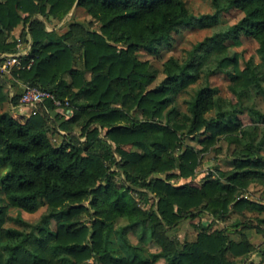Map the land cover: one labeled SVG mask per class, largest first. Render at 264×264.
<instances>
[{"label":"trees","instance_id":"16d2710c","mask_svg":"<svg viewBox=\"0 0 264 264\" xmlns=\"http://www.w3.org/2000/svg\"><path fill=\"white\" fill-rule=\"evenodd\" d=\"M210 2L215 15L197 17L185 0H0V53L17 51L12 31L18 26L21 42H31L13 78L48 90L70 110L53 113L47 100L53 117L43 109L30 116L16 112L21 93L9 98L0 78V109L10 106L0 112L6 202L0 205V264H238L258 249L264 260V244L255 247L245 232L264 237V203L248 195L252 184L264 186V112L250 95L264 96V0ZM74 7L99 28L71 22L62 33L47 30ZM232 9L243 14L237 23L195 44L185 61L170 57L165 78L150 88L155 76L139 49L158 51L181 26L206 25ZM224 35L255 40L261 64L249 60L240 69L238 55H228L225 38L218 39ZM207 46L217 50L214 71L230 79L235 107L222 109L217 89L206 85L188 101L186 121L177 120L173 96L197 81L195 60ZM244 111L248 126L237 118ZM58 130L65 135L56 145L50 135ZM220 139L234 146L233 167L195 180L201 154ZM44 204L47 212L36 224L16 218L29 231L4 227L9 207L34 213ZM234 214L240 218L229 227L195 224L193 240L178 243L168 235L186 219L207 215L225 223ZM120 220L126 224L117 226ZM130 231L138 232V244L129 241ZM149 241L160 250L147 253Z\"/></svg>","mask_w":264,"mask_h":264},{"label":"rangeland","instance_id":"374dc122","mask_svg":"<svg viewBox=\"0 0 264 264\" xmlns=\"http://www.w3.org/2000/svg\"><path fill=\"white\" fill-rule=\"evenodd\" d=\"M187 5L189 6L192 13L197 16H214L215 10L213 9L210 0H185ZM243 16L242 12L237 9H232L229 12L221 13L217 16L215 20L208 19L206 25H200L198 23L194 25H183L181 26L177 32L172 33L171 37L167 42L162 43L158 46V51H151L146 48L139 49L137 55L141 61H148L151 66V70L154 73L155 80L150 85V88H154L159 85L165 75L163 73V63L166 62L170 57H174L178 59L180 62L185 61L189 57V51L193 48V46L205 38L213 36L215 34L224 33V31L237 23L241 17ZM71 22H79L85 24L86 26H90L92 29L99 28V24L94 21V19L86 13L83 8L74 7L72 11L61 21H53L48 24L47 30L51 31L52 27L58 32L62 33L67 29V25ZM21 27L18 26L12 31V37L17 40V50H22L23 56H27L28 49L31 47L30 40L28 42H21L19 39ZM223 41L226 46V51L228 55L237 54L238 55V66L240 69L245 67V63L249 60H252L256 64H261V60L257 55L258 44L255 40L249 37L242 36L238 41L233 42L228 37L219 36L218 39ZM19 48V49H18ZM12 54V53H5ZM217 50L211 47H203L200 51V56L196 58L195 63L199 64V78L197 81L190 85L188 88L180 91L178 94L173 96V100L171 106L176 109V119L177 120H185V115H189L188 110V101L195 95L196 91L201 87L206 85L216 88V99L218 105L222 109H233L235 107V103L237 102L236 96L230 92L228 86L230 84V79L226 75L225 72L214 71L216 62ZM261 74H262V84L264 87V66H260ZM11 73V72H10ZM5 75V74H4ZM16 95V94H15ZM252 96L251 104L261 112H264V96L262 95H254L250 93ZM247 103V101H246ZM249 104V103H247ZM55 110L58 113L64 114L66 107L68 106V102L54 104ZM10 106L6 104L2 110L9 109ZM41 109V107H40ZM31 109L29 107L25 108L24 115L30 116ZM45 111V110H44ZM20 113V111H18ZM56 112V113H57ZM54 115H52L53 117ZM239 121L243 125H250V117L246 111L239 114L237 116ZM186 121V120H185ZM188 122V121H187ZM258 131L262 130V127L259 126ZM76 133H78L75 130ZM52 137V141L54 144H60L62 140V136H60L59 131L50 135ZM185 143L188 145H192L196 148H201V145L197 140H192L187 138ZM233 151L234 146L229 144L226 140L220 139L213 146L209 147L205 152L201 154L200 164L196 170L195 180L201 181L206 174L216 173L215 169H219L220 171H229L233 167ZM262 155L264 157V150L262 151ZM160 177H164V175H156ZM115 180L120 183L119 178H115ZM249 197L255 200H259L264 203V186L260 184H252L249 187L248 192ZM133 196L138 200L139 205L143 208L148 207V203L144 201L143 197L139 194L134 193ZM6 204L4 202V198L0 193V205ZM47 206L41 205L34 213H27L25 211H19L17 209L8 208L7 218L4 224L5 228H17L23 231H29L30 224H36L41 216L47 212ZM246 216H253L252 213H246ZM264 217V213L261 214ZM22 218L29 225H24L16 220V218ZM240 217L237 215H232L229 220L225 223L222 221H215L212 217L204 215L202 218L195 219H186L181 224L173 230L168 231V235L171 239L175 240L178 243H182L185 240H193L197 234L195 230V224L202 223L204 226L211 225V230L216 228H224L229 227L235 220ZM126 222L120 220L117 226H123ZM52 228H54V223H52ZM246 234L249 237L250 242L255 247H261L264 244V237L257 233L254 229L246 230ZM232 239H239L238 235L231 234ZM129 241L132 244H138V232L130 231L128 234ZM145 246L147 253H156L160 250L159 246L155 241H149ZM262 249V248H261ZM238 264H263L264 260L262 259L259 249L255 253L251 254L248 258H238ZM86 264H97L96 262L88 261ZM157 264H165L163 260H160Z\"/></svg>","mask_w":264,"mask_h":264},{"label":"built area","instance_id":"2783aa9c","mask_svg":"<svg viewBox=\"0 0 264 264\" xmlns=\"http://www.w3.org/2000/svg\"><path fill=\"white\" fill-rule=\"evenodd\" d=\"M22 55V50H17L12 54L0 53V76L10 73L13 68H22L20 59ZM47 100H51L54 104H60V101L48 90L30 84L23 85L19 104L23 107H29L31 114H36Z\"/></svg>","mask_w":264,"mask_h":264},{"label":"crops","instance_id":"0c3cea01","mask_svg":"<svg viewBox=\"0 0 264 264\" xmlns=\"http://www.w3.org/2000/svg\"><path fill=\"white\" fill-rule=\"evenodd\" d=\"M19 49V48H18ZM28 49V52H29V49L30 48H26V50ZM20 50V49H19ZM5 78V80H6V87H5V89H4V91L6 92V94L8 95V97L9 98H12L15 94H18V93H21L22 92V89H23V85H24V83H21L20 81H18V80H16V79H14L13 78V76H12V73H5V75L4 74H2L1 76H0V78ZM67 102V101H66ZM25 108L26 107H23V106H21V105H19L18 107H14V110L16 111V112H18V111H20V113H22V114H24V112L23 111H25ZM40 109V108H39ZM45 110L48 114H50V116L52 117V115H54L53 113H56L57 112V110H54V112L53 113H50L49 111H48V109L46 108V106H45V103H44V105H42L41 106V110ZM70 113V110H66L65 111V114H69ZM59 131V133H60V136H62V135H65V132L64 131H62V130H58ZM63 137V136H62Z\"/></svg>","mask_w":264,"mask_h":264}]
</instances>
